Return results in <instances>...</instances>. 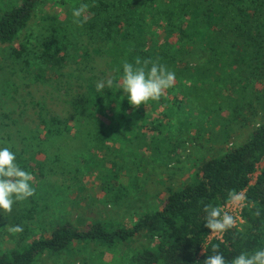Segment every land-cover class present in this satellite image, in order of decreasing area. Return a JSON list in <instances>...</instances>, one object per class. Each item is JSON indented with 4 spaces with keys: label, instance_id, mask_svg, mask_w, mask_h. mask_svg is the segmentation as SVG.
Listing matches in <instances>:
<instances>
[{
    "label": "trees",
    "instance_id": "1",
    "mask_svg": "<svg viewBox=\"0 0 264 264\" xmlns=\"http://www.w3.org/2000/svg\"><path fill=\"white\" fill-rule=\"evenodd\" d=\"M44 1L9 0L0 12V46H8L10 66L30 75L29 81L65 89L68 108L65 117L39 113L33 141L0 135V148L9 147L16 163L37 181L35 194L14 204L15 215L4 212L14 220L9 226L26 227L23 220L39 214V202H45V212L56 201L48 204L44 192L52 190L46 181L57 173L63 146L81 142L79 150L73 149L76 172L94 175L103 203L120 209L131 196V188L120 183L129 167L167 166L176 148L207 136L204 143L224 145L235 126L264 114V0H53L64 19L51 15L37 35H25L27 42L11 46ZM81 3L88 9L78 26L72 12ZM147 59L174 71L176 81L158 101L134 108L117 85L124 62L140 60L142 66ZM98 60L105 77L96 74ZM109 79L113 86L98 92L97 83ZM16 122L12 127L22 134ZM261 162L264 117L243 145L200 161L187 183L167 188L160 207L130 226L99 220L78 228L65 214L47 224L48 237L29 238L25 227L14 234L12 246L0 249V264H38L44 256L69 264L90 249L100 251L82 264H114L102 258L116 253L115 264H203L215 254L214 245L230 262L241 252L264 248V169L250 184ZM231 190L246 196L241 224L226 230L221 240H208L203 209L227 205ZM5 226L0 222V231ZM138 237L155 240V248L121 253Z\"/></svg>",
    "mask_w": 264,
    "mask_h": 264
},
{
    "label": "rangeland",
    "instance_id": "2",
    "mask_svg": "<svg viewBox=\"0 0 264 264\" xmlns=\"http://www.w3.org/2000/svg\"><path fill=\"white\" fill-rule=\"evenodd\" d=\"M6 1L0 0V12L5 9V3L9 0ZM54 3L53 0H45L39 6L29 28L23 31L18 40L11 46L17 47L19 43L27 42L24 39L25 35H37L51 15H56V18L63 20V9L61 7L56 9ZM30 41L31 43L34 42L32 39ZM9 54L8 46H0V135L2 137L9 135L12 141L17 142L21 141L22 135L32 140L31 136H34L39 122V113L43 117L53 115L65 117V112L68 109L63 102L66 96L65 89L61 87L56 89L57 84H41L29 81L30 75L21 72L19 69L17 70L16 67L10 66L11 59L8 58ZM103 71H105L104 64L98 60L96 74L105 77V75H102ZM263 117V113H257V115L250 118L246 126H235L231 139L224 145H213L209 142L204 143L207 136L205 139L203 137L197 141H190L184 146V149L176 148L172 155H170L172 161L168 162L167 166L158 167L149 165L140 171L129 167L128 171L122 172L120 183L129 189L131 188V196L127 199L123 208L120 209H114L103 203V194L94 175L84 176L83 169L76 172L77 163L75 162L73 149L79 150L81 142L77 145L70 144L67 148L63 146L58 152L61 162L55 167L57 173L49 175L48 181H46V186H49L52 190L44 192V199L47 200L48 204L56 200L53 203H56V208L52 204L44 212L42 209L45 202H39L37 207L40 211L36 215L37 217L33 214L32 218L24 219L22 222L23 225H26L24 227L28 228L26 236L29 238L48 237L47 224L54 218L62 220L64 217L68 218L78 228L85 227L99 220H109L119 225L130 226L139 216L160 207V198L166 194L167 188L176 189L187 183L192 176V172L197 169L200 161L221 155L227 149L243 145L250 133L261 123ZM14 121L18 122V127L23 131L22 134L17 133V130L12 127L14 126ZM62 144L64 145V142H59V145ZM47 145L53 159L55 153L53 152L54 144L49 142ZM37 159L41 158L37 157ZM51 162H47V166H50ZM262 169H264V162H261L257 166L250 184L254 182ZM30 183L35 186L37 181L32 180ZM243 204L241 206L228 204L226 208L236 218L235 226L241 224L239 212ZM16 209L17 206L13 205L14 215ZM57 209H63V213ZM4 215L6 214L1 210L0 222H4L6 226L3 231H0V249L10 248L14 238H16L14 234H11L7 230L8 223L14 222V220L9 218L11 213H8V216L10 215L8 218ZM63 215L65 216L63 217ZM39 216H41V221H38ZM155 245V240L152 241L145 237H138L129 245V249L123 248L121 253L125 252L129 256L132 252H140L147 248L154 249ZM99 251L98 249H90L88 253L73 258L69 264H82L84 260L91 263L94 257L90 258V256H96ZM102 259L107 263L112 262L115 264L120 259V256L119 253H116L115 255H104ZM38 264L68 263L64 262L63 258L56 260L44 256Z\"/></svg>",
    "mask_w": 264,
    "mask_h": 264
},
{
    "label": "clouds",
    "instance_id": "3",
    "mask_svg": "<svg viewBox=\"0 0 264 264\" xmlns=\"http://www.w3.org/2000/svg\"><path fill=\"white\" fill-rule=\"evenodd\" d=\"M87 9L88 5L85 3L74 8L73 23L82 26L80 18ZM175 81L174 71L157 61L147 59L143 61L142 66L140 60H137L135 65L124 62L123 76L117 86L123 88L129 103L135 108L146 104L149 100L158 101L167 89L173 87ZM113 83L111 79L98 82L96 89L99 92L106 85L112 87ZM32 180V174L16 163V154L9 147L0 148V209L3 212L10 214L16 202L24 201L35 194L36 189L30 183ZM245 200L246 196L243 192L231 190L228 193V202L232 206H241ZM203 211L206 213L205 227L211 230L210 236L223 233L236 224V218L224 207L208 204ZM254 214L259 216L260 210L257 208ZM7 230L11 234H19L23 232V226H8ZM218 248V245L213 246L215 254L207 256L203 264H264V248L256 249L251 253L241 252L230 262L225 260Z\"/></svg>",
    "mask_w": 264,
    "mask_h": 264
},
{
    "label": "built area",
    "instance_id": "4",
    "mask_svg": "<svg viewBox=\"0 0 264 264\" xmlns=\"http://www.w3.org/2000/svg\"><path fill=\"white\" fill-rule=\"evenodd\" d=\"M228 204H229V203H228ZM228 204L224 206L225 210H226V208L228 207ZM240 212H241V209H240ZM240 212H239V218H240ZM240 220H241V219H240ZM223 233H224V232H223ZM223 233H217V234H214V235H211V236H210V234H211V232H210V234H209V236H208V240H212V239H219V240H221V238H222V236H223ZM210 238H212V239H210Z\"/></svg>",
    "mask_w": 264,
    "mask_h": 264
}]
</instances>
